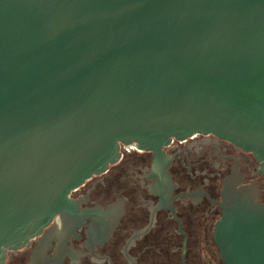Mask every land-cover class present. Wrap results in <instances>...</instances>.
I'll return each mask as SVG.
<instances>
[{
	"label": "water",
	"instance_id": "1",
	"mask_svg": "<svg viewBox=\"0 0 264 264\" xmlns=\"http://www.w3.org/2000/svg\"><path fill=\"white\" fill-rule=\"evenodd\" d=\"M214 135L264 174V0H0V264L123 148ZM226 264H264L257 183L225 181Z\"/></svg>",
	"mask_w": 264,
	"mask_h": 264
},
{
	"label": "flooded vegetation",
	"instance_id": "2",
	"mask_svg": "<svg viewBox=\"0 0 264 264\" xmlns=\"http://www.w3.org/2000/svg\"><path fill=\"white\" fill-rule=\"evenodd\" d=\"M256 157L214 135L173 139L161 153L123 148L119 161L73 190L57 214L4 264H226L215 238L225 181L257 183Z\"/></svg>",
	"mask_w": 264,
	"mask_h": 264
}]
</instances>
